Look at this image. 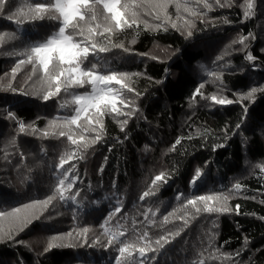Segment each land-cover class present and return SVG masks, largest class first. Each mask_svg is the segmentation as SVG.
Listing matches in <instances>:
<instances>
[{
    "label": "trees",
    "instance_id": "trees-1",
    "mask_svg": "<svg viewBox=\"0 0 264 264\" xmlns=\"http://www.w3.org/2000/svg\"><path fill=\"white\" fill-rule=\"evenodd\" d=\"M34 2L10 0L8 11L0 15V191L10 193L0 201V210L11 211L21 202L31 203L53 195L59 185L57 177L73 165L79 172V182L71 192L78 191L80 195L67 202L57 196L39 220L16 235V241L22 240L23 244L0 242V264H79L78 260L86 259L88 264H114L118 253L106 246V230L124 232L129 242L147 231L153 247L160 235L181 230L179 237L169 236L172 242L155 254L159 264H264V138L244 129L236 134L235 129L245 105L254 119L264 118V94L258 92L251 100L240 99L251 87L264 85V0H253L255 6L251 10L247 8L248 0H221L222 8L216 6L215 0H208L213 8L204 9L201 3L198 10L204 13L202 17L191 16L183 7L177 12L174 0L167 8L166 25L155 18L158 9L149 7L157 0H122L143 5L136 8L139 26L105 33L108 39L98 38L97 48L103 46L110 51L92 53L90 49L89 60L99 61L97 70L101 73L116 69L130 74L122 92L127 100L135 99L132 108L139 111L128 118L123 131V116L114 119L115 114L105 115L102 139L86 150L72 144L67 138L68 127L61 126L75 115L73 95L90 92V85L70 89L69 93L62 89L58 96L44 102L33 94L44 76L42 67L25 63L12 78V68L21 59L27 61L26 49L43 43L56 24L46 20L17 25L15 20L20 16L7 19L17 9L27 12ZM178 2L183 5L185 0ZM187 3L192 8L196 0ZM100 11L108 15L102 6ZM245 12H249L247 17ZM97 22L103 31V16L89 26L95 27ZM188 31H192L191 37L187 36ZM249 32L256 39L245 41V48L239 41ZM74 39L82 40L79 36ZM117 45H123L128 52ZM249 51L255 61L246 60ZM85 64L91 67L87 61ZM200 84L204 85L201 94L193 95ZM9 85L19 91L7 90ZM127 88L134 92L129 93ZM136 92L139 98L135 97ZM212 95L234 103L214 105ZM117 107L126 110L122 105ZM9 111L15 120L8 118ZM20 123L25 126L23 131ZM61 131L65 135H60ZM71 134L81 144L96 135L82 132L76 125L71 126ZM177 138L181 144L172 150ZM220 144L225 147L214 150V145ZM62 157L66 161L58 167ZM104 157L108 159L100 173ZM197 169L202 176L194 185L191 180ZM161 171L168 175L167 183L160 184L154 195L141 201L140 196L154 187L151 181ZM67 175L71 176V172ZM236 183L241 184L239 190L234 189ZM178 193L222 194L228 197L230 211L201 212L193 218L194 210L189 207L184 211V197L176 200ZM64 195L67 198L69 192ZM76 205L81 206L79 210ZM116 207L122 211L115 213ZM109 210L115 213L111 218ZM169 212L173 215L165 222L163 217ZM145 213L150 220L145 219ZM83 228L89 229V244L99 241L95 247H63L44 252L52 237L68 232L72 236L64 235L63 243L83 244L79 235ZM142 244L140 241L132 249L137 260L143 259L136 251ZM237 251L241 256L235 255ZM125 258L127 254L122 257Z\"/></svg>",
    "mask_w": 264,
    "mask_h": 264
},
{
    "label": "snow or ice",
    "instance_id": "snow-or-ice-1",
    "mask_svg": "<svg viewBox=\"0 0 264 264\" xmlns=\"http://www.w3.org/2000/svg\"><path fill=\"white\" fill-rule=\"evenodd\" d=\"M173 2L174 0H157L156 3L149 5V7L158 9L155 18L157 20H162L163 24L166 25L169 21L167 8L168 5ZM201 3H203L204 9L211 10L213 8V5L208 3V0H196L195 6L192 8H189L187 0H185L183 5L176 0L177 12L183 7V9L189 12L191 16L202 17L204 13L198 10ZM215 4L221 8L224 7L221 0H215ZM101 6L103 12H106L108 15H103L100 11ZM141 6L143 5H133L127 2L122 3V0H54V2H52V0H36V2L28 6L27 12H24L22 9H17L14 12H10L7 16L9 21L20 16V19L15 20L17 25H23L26 21L33 23L46 20L56 21L52 33L43 43L30 45L28 49H26L25 55H27V61L21 59L16 67L12 68V78L15 79L17 70L21 65L31 63L35 66L38 64L42 67L44 76L39 81V88L35 90L33 94L38 98H41L44 102H47L50 98L58 96L62 89L65 93H69L70 89L84 87L85 84L91 86L90 92H85L82 95H73L74 103L77 105L75 115L68 118L65 125L61 126L68 127V140L71 141L72 144L78 145L81 149L86 150L91 144H95L102 139L104 132L102 119L105 115L115 114L113 116L114 119L123 116L124 119L120 122L121 131H123L124 125L128 122V118L134 114V111H139L138 108H132V105L135 104V99L127 100L122 92V90L127 87L126 82L129 80L130 74L116 69H108L106 72L101 73L97 70L99 61L93 62V60H89V56L90 49L92 50V53L110 51L109 48L103 46L97 48L98 38L103 37L104 39H108V37L105 36V33H111L114 28L125 29L132 28L133 26L138 27L140 14L136 8ZM254 6L253 0H248L247 8L251 10ZM9 7L10 0H0V15H3L8 11ZM161 13L163 14L162 16ZM248 15L249 12H245V16L247 17ZM101 16H103V31L100 30L102 27L100 22H97L95 27L89 26L92 21H100ZM109 21L114 23H110ZM144 23L147 25L146 21ZM185 24L188 25L189 22L185 21ZM160 26L161 25L159 24L156 25L157 28ZM172 27L176 28L177 25L173 23ZM69 29L70 31H68ZM165 30H167L166 27ZM74 36H79L82 40L78 41L74 39ZM187 36L191 37L192 31H188ZM249 38L255 40L256 35L249 32L248 36L240 38L239 43L247 48L248 45L245 41L249 40ZM117 46L123 48L124 52H128V49L124 48L123 45ZM261 52L264 53V48H261ZM153 59H155V57H153ZM246 60L250 62L255 61L256 57L251 51H249L246 55ZM85 61H87L91 67H88L85 64ZM104 67L107 68V65L105 64ZM35 71L36 68L34 67L33 72ZM5 75H7V73H5ZM158 83L162 82L158 81ZM113 85H120V88L113 87ZM203 87V84L198 85L193 95L201 94V89ZM7 90L18 92L19 88L9 85ZM127 91L132 93L134 92V89L127 88ZM258 92L264 94V85L251 87L247 94L240 97V99L251 100ZM21 94L28 95L27 92H22ZM139 95L138 92L135 93L136 98H139ZM211 101L214 105L220 106L232 105L234 103L231 99L217 95H212ZM118 104L124 106L126 110L122 111L119 109L117 107ZM242 113V118L239 119L235 125L236 134H238L241 129L252 131L253 133L258 130L262 138H264V118L254 119L250 116L249 107L247 105L243 106ZM7 116L9 119H16L14 114L10 111L7 113ZM82 117L83 120L81 122ZM72 125H76L82 132H94L96 135L91 141L81 144L74 139L71 134ZM19 127L21 131H23L25 126L23 123H20ZM224 131L225 134H227L228 130L225 129ZM60 135H65V132L61 131ZM125 139H128L127 135H125ZM83 140L84 137L81 135V141ZM180 144L181 139L177 138L172 145V150H175L176 146ZM219 147H225V145H214V150ZM107 159V157H104V163L101 164L99 168L100 173H103ZM65 161L66 157H62L58 167L62 166ZM69 171L71 172V176L67 175ZM201 176V170L197 169L191 183L195 185L197 183V178H200ZM78 178L79 172L75 170V166L73 165L71 169H65L60 173V176L57 177L59 185L57 186L56 193L53 195H49L44 200H33L31 203L21 202L19 203L20 206L12 207L11 211L0 210V242L11 240L23 244L24 241L22 240L16 241V235L28 228L33 221L39 220L47 206L57 198V196L61 201L65 202L69 199L71 201L76 200L80 193L77 191L73 194L71 189L79 182ZM168 179L169 177L166 172L161 171L151 181V184L154 187L144 191L140 196V200L144 201L146 197L154 195L160 184H166ZM240 188V183L234 185V189L239 190ZM65 192H69L67 198L64 195ZM9 195L10 193L6 191H0V201L5 200ZM181 197H184V200L186 201V204H183L184 211L186 212L189 207L194 210L193 218L201 212L220 214L230 211L227 205L228 197L223 196L222 194H192L191 196H185L184 193H178L176 200L180 201ZM76 207L77 210H79L81 206L76 205ZM121 211L122 209L120 207L115 208V213ZM148 211L151 212V209ZM236 212L237 215L240 214L239 205H237ZM115 213L112 210H109L108 217L111 218ZM172 215L173 212H169L163 217L164 221L167 222L169 216ZM152 216L154 217L155 213H152ZM145 219L150 220L151 217L145 213ZM261 219L264 220V217H261ZM105 223H107V220H105ZM184 223L186 226L188 221L185 220ZM88 232V228H83L79 233L82 237L83 244L63 243V236L67 235L71 237V232L61 234L60 236H54L44 249V252L47 253L53 248L63 247H75L77 249H82L85 245L95 247L99 241H93L89 244L87 239ZM105 235L108 237L106 246L114 248L118 253L114 257V264H149V262L159 264L158 258L155 254L159 253L161 249H164L165 245L172 242V240L169 239V236H171L172 239L179 237L181 235V230L169 233L168 235H160L159 238L155 240L156 247L152 246L153 242L147 231L140 232L132 242L128 241L124 232L116 234L106 230ZM56 241L60 242L57 243ZM140 241H143V244L136 249V251H138L139 256L143 259L137 260L136 257L132 255V249H134L135 245L140 243ZM245 243H247V241H245ZM146 253H152L153 255H147ZM126 254L127 258L122 259V257H126ZM241 254L240 251L235 253L237 257L241 256ZM88 261L89 259L78 260L79 264H88ZM17 264H22V262L17 261ZM68 264H72V262L69 261ZM200 264H204V262L201 261Z\"/></svg>",
    "mask_w": 264,
    "mask_h": 264
},
{
    "label": "rangeland",
    "instance_id": "rangeland-1",
    "mask_svg": "<svg viewBox=\"0 0 264 264\" xmlns=\"http://www.w3.org/2000/svg\"><path fill=\"white\" fill-rule=\"evenodd\" d=\"M257 133H260V132L257 130ZM31 160H35V159H31Z\"/></svg>",
    "mask_w": 264,
    "mask_h": 264
}]
</instances>
